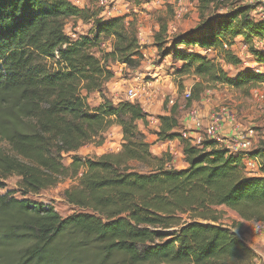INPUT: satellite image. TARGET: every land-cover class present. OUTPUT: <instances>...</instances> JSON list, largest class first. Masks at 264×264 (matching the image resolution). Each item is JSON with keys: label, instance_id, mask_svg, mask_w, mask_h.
Listing matches in <instances>:
<instances>
[{"label": "trees", "instance_id": "trees-1", "mask_svg": "<svg viewBox=\"0 0 264 264\" xmlns=\"http://www.w3.org/2000/svg\"><path fill=\"white\" fill-rule=\"evenodd\" d=\"M239 1L174 43L175 73L195 78L187 105L211 86L264 84V73L243 69L231 77L223 67L241 62L232 51L236 37L264 38V19ZM198 4L202 13L228 0ZM71 18H93L89 35L70 37ZM166 31L163 25L154 35L158 51ZM105 39L109 50L95 55ZM181 44L216 49L220 59L179 51ZM248 53L264 63L263 50L249 45ZM142 56L125 17L103 19L70 0H0V190L8 177L18 178L16 189L0 193V264H256L255 250L236 229L264 222V165L250 175L242 155L218 141L195 145L182 138L177 102L156 117L155 134L157 141H179L184 167H174L168 152L153 154L138 128L149 116L140 103L104 96L113 77L108 62L136 68ZM95 92L101 103L91 107L87 97ZM113 125L120 127L117 151L77 154L88 143L100 145ZM65 179L76 180L63 190L65 202L84 212L61 217L49 203L27 198ZM221 207L236 214V225L222 223Z\"/></svg>", "mask_w": 264, "mask_h": 264}, {"label": "rangeland", "instance_id": "rangeland-1", "mask_svg": "<svg viewBox=\"0 0 264 264\" xmlns=\"http://www.w3.org/2000/svg\"><path fill=\"white\" fill-rule=\"evenodd\" d=\"M79 1L80 7L78 8L88 9L91 13L98 11L99 16L103 19H108V17H110L103 14V11L107 10H111V15H123L126 18V22H130L133 25L139 39L138 41L140 42L143 56L138 67L128 68L120 62H108V66L113 72V77L104 87V96L107 99L112 103L125 100V89L130 84L138 82L142 85V94L140 98L143 96L147 97L150 90L164 89L166 92L165 104L173 105L169 103L170 99L177 102L178 107L180 106L178 116L182 122H185L186 114L190 108H195L197 111L206 109V111L204 110L205 113H207L206 116L203 117L204 121H207V117H210L212 113L219 112L224 108L230 115L231 120L224 119L223 123L226 121L232 126L240 125L242 129L253 130L255 132V143L253 142L250 150H253L255 147L264 150V84L249 90H236L226 85L211 86L200 95L199 100L192 101L190 105H187L184 92L186 89L189 90L194 84L195 78L190 75L178 76L175 73L180 63L176 62L173 58L174 43L181 37H185L187 34L197 31L198 27H203L202 24L209 19L211 13L223 14L231 10L234 5L241 4V1L235 2V0H228V5L220 6L216 10L211 6V8L206 9L202 13H200L198 9V0H111L104 4V6L99 4V0ZM251 14L253 15V13ZM92 21L93 18L88 21L74 18L68 19L65 32L72 38L78 35H89L93 27ZM163 25L167 27V31L166 34L161 37L162 50L158 51L154 44V35ZM108 40L109 39L103 40L98 49H93L95 55H100L101 51L109 50ZM260 40L262 39L252 38L250 42H246L242 37H236L233 41L232 51L236 55L243 57L244 60L251 62L253 57H246V53L248 54V46L253 45L254 48L262 50V45L258 43ZM176 49L179 51H201L203 53V50L199 47H194L192 45L185 46L181 44ZM242 52H244V55L241 54ZM204 54L214 60L220 59L218 57V52L213 48L208 49L203 55ZM258 65H260L262 71L258 73H264V63H258ZM248 66L251 67L252 63L246 66L241 61L237 66L223 65L225 71L231 77H234L237 72L243 69H249ZM161 76H166L167 79H160ZM162 81H164V84H161ZM181 87L183 90L179 93ZM140 98L135 102H139ZM99 101V94H91L87 97V102L91 107L95 106ZM101 137L103 140L100 145H98L97 142L88 143L82 146L77 151V154L85 158H96L103 153L115 152L120 148V142L115 133L104 132ZM147 137L148 136H146V140ZM147 141L151 146L156 144V142H161L157 140L154 141L150 137ZM150 150L153 153L152 147H150ZM260 154H262V152H260L259 155ZM170 155L176 161L174 165L172 161V165L174 167H180L181 159L179 154L173 152ZM69 160V156L65 155L63 163L68 164ZM132 165L141 173L147 172V169L140 167L138 164L132 163ZM17 181L18 178L15 176H10L5 179V188L1 189L0 193L6 190L16 189ZM75 183L76 180L74 179L61 180L55 187L42 190L37 195H28L27 198L49 203L61 217H66L77 212H84L83 210L69 205L62 196L63 190ZM14 196L16 198L21 197L19 193H15ZM220 209L223 211L222 223L225 225H236L235 223L238 221L236 214L223 207ZM250 231L251 224L245 223H242V225L236 229V232L241 237H244V234L250 233ZM262 251L264 252V247ZM256 264L264 263L256 262Z\"/></svg>", "mask_w": 264, "mask_h": 264}, {"label": "built area", "instance_id": "built-area-1", "mask_svg": "<svg viewBox=\"0 0 264 264\" xmlns=\"http://www.w3.org/2000/svg\"><path fill=\"white\" fill-rule=\"evenodd\" d=\"M108 1L110 2L111 0H99V4L104 6V4L108 3ZM79 2H80L79 0H71V3L76 7H80ZM243 3L252 6V13L256 18L264 19V0H243ZM111 13H112L111 10L103 11V14H106L107 16L110 17H124L121 14L111 15ZM108 41L110 48V40ZM258 43L262 45V50L264 51V39L258 41ZM224 47L227 46L224 45ZM203 53H206V51H203ZM241 54L244 55V52H242ZM237 56L240 59V61H242V63L246 66L247 64L252 63L251 67L248 66L249 69L255 72H262L260 65H258L259 62L254 60V58L251 62H249L244 60L243 57L239 55ZM246 57L252 58V56L249 53L248 54L246 53ZM141 92H142V85L138 82L132 83L125 89L124 92L125 100L134 103L137 99L141 97L142 94ZM184 95L186 97L188 95V91H186ZM143 97L140 98V100H142ZM169 103L172 104L173 101L170 99ZM204 116L201 113H199V111H197L195 108H190L186 114V120L191 125L195 135L190 136L187 130H182L181 132L182 138L190 140V142L195 145H200L204 140H216L219 142V138H220L219 132L222 129L223 120L224 119L231 120L230 115L228 114L226 109L222 108L219 112L212 113L210 117H207L208 118L207 121L203 120ZM231 129L233 130L231 133L228 134V138H227L228 145L226 146V148L232 153H239L242 155L244 171H246L248 174L257 173L258 170L263 165L259 162L258 158L250 154L251 152L250 149L255 138V132L251 129H242L240 125H233ZM251 233L254 236L258 237L264 243V222L252 223Z\"/></svg>", "mask_w": 264, "mask_h": 264}, {"label": "crops", "instance_id": "crops-1", "mask_svg": "<svg viewBox=\"0 0 264 264\" xmlns=\"http://www.w3.org/2000/svg\"><path fill=\"white\" fill-rule=\"evenodd\" d=\"M233 48V47H232ZM161 78L167 79L166 76H161ZM161 81V80H160ZM164 81L161 82V84ZM188 91V89L185 90V92ZM184 92V93H185ZM91 94H98V93H91ZM89 94V95H91ZM146 96V95H145ZM165 97H166V92L164 89L160 90H150L149 95L147 97H144L142 100L139 101L140 105L142 106L143 110L149 115L147 116V125L144 126L141 122H138V128L144 132V134L148 138H152L154 141L156 140V134L155 132L158 130V120L156 117L158 115H163L167 114V110L172 106V105H167L164 107L165 103ZM172 100V99H171ZM175 101H173L174 103ZM99 103H101V98ZM99 103H97L95 106H97ZM172 103V104H173ZM90 105V104H89ZM94 107V106H93ZM166 109V110H165ZM178 110H180V106L178 107ZM205 110V109H204ZM199 111L203 116L206 115L205 111ZM185 122H182L179 118V124L183 128V130H187L190 136H194L195 133L193 132V129L191 125L187 122V120H184ZM232 125L230 123H227L226 121L222 123V129L219 132L220 138H219V143L226 147L228 145V134L232 132L233 129H231ZM153 130V131H151ZM151 131V133H150ZM115 133L117 135V138L119 139V142L121 143V134H120V127L113 125L109 129L105 131V133ZM151 141V140H150ZM255 143V141H254ZM152 151L154 154L158 155L163 152H169L172 154L173 152L178 153L181 159V166L176 167V168H182L184 167V162L182 160V152H181V146L179 144V141L177 139L171 140V141H166V142H156V144H153L152 146ZM252 151L254 152V155L256 158H258L259 162L264 165V151L259 149V147H255ZM262 152V154L259 155V153ZM176 163V161L173 159V165ZM260 171L258 170L257 173L255 174H250V175H260ZM245 224H252L254 222H244ZM245 241L247 244L252 247L255 252L257 253V263H264V252L262 251V248L264 247V243L256 236H254L251 231L250 233L244 234Z\"/></svg>", "mask_w": 264, "mask_h": 264}]
</instances>
